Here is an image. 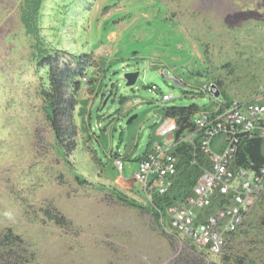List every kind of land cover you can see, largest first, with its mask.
I'll return each instance as SVG.
<instances>
[{"label": "rangeland", "instance_id": "374dc122", "mask_svg": "<svg viewBox=\"0 0 264 264\" xmlns=\"http://www.w3.org/2000/svg\"><path fill=\"white\" fill-rule=\"evenodd\" d=\"M33 7L0 0V264H224L225 252L229 264H264L263 202L215 256L113 198L119 191L149 203L133 176L136 158L165 142L158 132L164 108L196 104L212 112L218 102L205 88L217 81L218 101L264 94V0H41ZM258 9L262 19L245 18ZM44 49L65 56L61 67H75L73 55H93V91L82 78L76 149L67 157L41 94L50 59L41 57ZM128 72H140L133 86ZM220 144L223 136L215 151ZM116 152L126 157L123 178ZM8 229L21 241L5 242Z\"/></svg>", "mask_w": 264, "mask_h": 264}, {"label": "built area", "instance_id": "2783aa9c", "mask_svg": "<svg viewBox=\"0 0 264 264\" xmlns=\"http://www.w3.org/2000/svg\"><path fill=\"white\" fill-rule=\"evenodd\" d=\"M152 89L158 90L156 86ZM215 98L210 87L205 88ZM174 96L164 95L163 101ZM212 112L199 111L192 119V128L185 130L176 140L175 120L166 118L158 128L165 135V142L157 143L138 162L133 180L142 185L149 198L154 191L164 194L171 182L169 177L176 172V158L172 149L181 142L196 143L209 159L210 167L204 172L194 187V195L179 199L167 209L170 225L182 237L208 253L220 256L227 249L234 235L242 229L256 206L264 197V164L239 166L233 169L240 142L243 139H264V94H259L248 103L224 104L218 101ZM226 144L214 145L219 137ZM114 166L123 178L125 163L122 155L113 158ZM220 193L231 196L232 204L218 209L215 214L199 219L195 209H206L212 205L214 196Z\"/></svg>", "mask_w": 264, "mask_h": 264}, {"label": "trees", "instance_id": "16d2710c", "mask_svg": "<svg viewBox=\"0 0 264 264\" xmlns=\"http://www.w3.org/2000/svg\"><path fill=\"white\" fill-rule=\"evenodd\" d=\"M28 3L29 8H31L32 5L34 6V11L39 10L41 7V0H30V2L28 0ZM26 18V22L30 23V28H32V30H37L38 33V22L32 20V15H29ZM43 51L44 53L41 57L46 58L47 60L50 59L47 62L49 68L48 83L43 87L41 94L48 106L49 112L47 118L49 125L55 134L57 145L59 146L60 151L63 152L64 156L67 157L70 152H73L74 149H76L75 138L77 134V126L75 122V113L79 103L78 96L83 87L82 78L86 84L91 85L89 87L90 92L93 91L94 81L93 79L89 80L87 78V66L93 55H73V59L77 63L75 67H72L71 65L61 67L62 60L65 56H52L49 50L44 49ZM214 83L219 87L222 95V82L217 81ZM125 99L126 98H122V102L125 101ZM223 102L224 104L233 103ZM200 110L201 108L196 104H192L188 107L169 106L164 108L161 115L165 119L170 118L175 120L177 125L175 138L177 140L185 130L192 128V119ZM148 151H150L149 148H147L142 155L138 156L136 161L142 160ZM117 154L118 152L113 153L112 156ZM172 154L176 158V172L169 177L171 185L166 193L160 194L158 191H154L149 198L147 197L149 199L147 205H143L119 191L113 194V198L128 208L151 215L157 227L164 234L167 235L168 233H171L170 231H173L180 237L181 235L174 231L170 225V218L167 214V209L179 199L183 200L194 195V187L201 178L204 169L210 167V161L201 152L198 144L191 142L178 143L172 149ZM125 159L126 157L124 155V160ZM252 163L256 166L264 164V139H243L240 142L238 154L233 163V169H238L239 166H250ZM262 202L264 203V197L260 203ZM230 204H232L230 195L224 196L217 193L213 198L212 205L206 208L207 210L204 215H202L201 210L198 211L199 219L203 220L205 216L215 214L218 209ZM46 213L50 219H57L58 222L65 221L63 217H57L53 215L51 211H47ZM261 223L264 227V216ZM21 239L22 238L13 233L12 229H8L4 235V241L7 243L14 244L21 241ZM184 239L185 240L182 241L183 244L197 252V247L194 246L189 239ZM204 249V252L208 253L207 248ZM200 254L203 253L200 252ZM4 255L8 256L7 258L11 257L10 253H5ZM5 256L4 258H6ZM223 260L224 264H229L230 262V256L226 254V252L223 255ZM239 264H245L244 259H239Z\"/></svg>", "mask_w": 264, "mask_h": 264}, {"label": "water", "instance_id": "95a60500", "mask_svg": "<svg viewBox=\"0 0 264 264\" xmlns=\"http://www.w3.org/2000/svg\"><path fill=\"white\" fill-rule=\"evenodd\" d=\"M252 12H248L247 15L245 16L246 19L248 18H252L253 16L251 15ZM140 72H128L125 75V79L127 81V85L128 86H133L135 85L138 77H139ZM211 88V92L213 93V95L215 96V98H220L221 96V90L219 89V87L216 84H212L210 86ZM136 116H134L135 118ZM133 117L130 119V122L133 121L134 119Z\"/></svg>", "mask_w": 264, "mask_h": 264}, {"label": "flooded vegetation", "instance_id": "af4514ba", "mask_svg": "<svg viewBox=\"0 0 264 264\" xmlns=\"http://www.w3.org/2000/svg\"><path fill=\"white\" fill-rule=\"evenodd\" d=\"M259 8H261V7H259ZM248 12H252L251 15L253 16V19H262L263 18V14H261L259 9L258 10H250ZM243 14H244V16L247 15V13H243Z\"/></svg>", "mask_w": 264, "mask_h": 264}, {"label": "clouds", "instance_id": "9594fccd", "mask_svg": "<svg viewBox=\"0 0 264 264\" xmlns=\"http://www.w3.org/2000/svg\"><path fill=\"white\" fill-rule=\"evenodd\" d=\"M117 155H121V154H117ZM114 156H116V155H114ZM114 156H111V158H112V160H113V158H114ZM122 157H123V159H124V155H122ZM139 162V161H138ZM113 163H114V161H113ZM125 163V162H124ZM135 182V181H134ZM145 193V192H144Z\"/></svg>", "mask_w": 264, "mask_h": 264}]
</instances>
